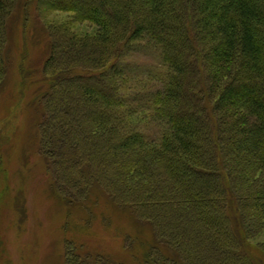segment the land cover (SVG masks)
Listing matches in <instances>:
<instances>
[{"label": "trees", "instance_id": "16d2710c", "mask_svg": "<svg viewBox=\"0 0 264 264\" xmlns=\"http://www.w3.org/2000/svg\"><path fill=\"white\" fill-rule=\"evenodd\" d=\"M176 1L37 0L40 17L71 12L97 28L93 36L47 29L42 74L54 79L42 95L39 143L47 141L49 152V135L71 139L58 144L55 162L46 159V172L58 190L62 164L66 186L108 188L130 212L131 233H122L138 241L130 250L140 263L261 264L254 250L264 255V242H246L264 224V0ZM20 2L0 0L1 79L5 24ZM144 40L156 44L168 70L152 96L151 116L167 125L156 140L122 129L121 87L111 71ZM71 92L90 104L84 121L67 104ZM53 112L72 121L70 133L54 131ZM75 252L66 264H122Z\"/></svg>", "mask_w": 264, "mask_h": 264}, {"label": "rangeland", "instance_id": "374dc122", "mask_svg": "<svg viewBox=\"0 0 264 264\" xmlns=\"http://www.w3.org/2000/svg\"><path fill=\"white\" fill-rule=\"evenodd\" d=\"M20 1L6 20V67L0 78V264H66L71 249L79 254H103L117 263L143 264L131 257L130 244L137 245L138 241L133 243L134 237L130 235L129 239L122 233V229L131 233L130 212L108 188L99 183L84 191H77L76 183L66 186L63 164L55 181L59 190L51 185L46 159L55 162L57 146L70 145L71 138L55 143L49 135V152L45 151L47 141L39 143L42 95L51 89L54 79L42 74L50 53L48 27L64 26L82 36H93L97 28L92 23L76 21L71 12L53 11L40 17L37 0ZM154 44L147 45L144 40L126 49L111 70L117 71L121 87L119 99L127 120L122 129L125 124L128 130H137L152 140L158 138L162 127L167 129L165 121L151 116L153 93L162 88L168 76ZM73 95L71 92L67 104H75L79 109L77 120L84 121L83 114L90 104ZM58 118V113L53 112L50 119L54 131L70 133L66 123L74 126L72 121L63 123ZM54 162L52 168L58 165ZM261 242L264 224L246 243L255 248ZM254 251L264 264V255Z\"/></svg>", "mask_w": 264, "mask_h": 264}]
</instances>
